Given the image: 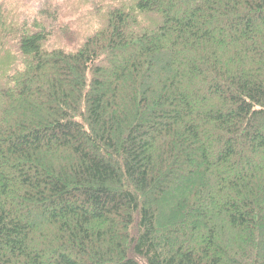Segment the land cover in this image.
I'll return each instance as SVG.
<instances>
[{
	"label": "trees",
	"instance_id": "obj_1",
	"mask_svg": "<svg viewBox=\"0 0 264 264\" xmlns=\"http://www.w3.org/2000/svg\"><path fill=\"white\" fill-rule=\"evenodd\" d=\"M24 2L0 0V264H264V0Z\"/></svg>",
	"mask_w": 264,
	"mask_h": 264
},
{
	"label": "rangeland",
	"instance_id": "obj_2",
	"mask_svg": "<svg viewBox=\"0 0 264 264\" xmlns=\"http://www.w3.org/2000/svg\"><path fill=\"white\" fill-rule=\"evenodd\" d=\"M25 2V6L28 4V6L27 7H29L30 9L31 8H40V4H41V2H42V0H24ZM63 0H60V2H62ZM25 6H24V8H25ZM71 17L74 19V17L71 15ZM92 21H94L95 22V20L94 19H92ZM65 30H69V32H71V28L70 27H67V29L66 28H64ZM56 39V38H55ZM62 43H67V44H71V43H74L75 42V40H74V37H72L71 39H68V38H61V40H60ZM59 41V42H60ZM169 196H167L165 199H162V201H161V203H163V202H167L169 199Z\"/></svg>",
	"mask_w": 264,
	"mask_h": 264
}]
</instances>
